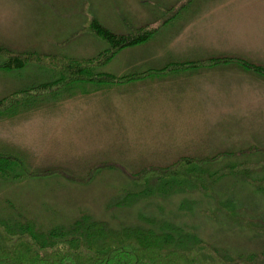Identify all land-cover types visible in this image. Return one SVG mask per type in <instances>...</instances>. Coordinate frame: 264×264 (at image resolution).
Listing matches in <instances>:
<instances>
[{
	"label": "rangeland",
	"instance_id": "1",
	"mask_svg": "<svg viewBox=\"0 0 264 264\" xmlns=\"http://www.w3.org/2000/svg\"><path fill=\"white\" fill-rule=\"evenodd\" d=\"M171 16L96 70L116 79L36 91L0 120V153L25 171L0 182V219L49 230L84 216L149 228L146 218L234 256L264 251V236L225 210L264 223V0H0V48L91 60L109 48L93 19L130 35ZM59 76L0 67V100Z\"/></svg>",
	"mask_w": 264,
	"mask_h": 264
},
{
	"label": "trees",
	"instance_id": "2",
	"mask_svg": "<svg viewBox=\"0 0 264 264\" xmlns=\"http://www.w3.org/2000/svg\"><path fill=\"white\" fill-rule=\"evenodd\" d=\"M172 19L171 16L161 21L157 27H150V30L147 27L140 28L130 35L114 34L93 19L89 31L105 41L109 48L91 60L36 53L19 54L0 48V55L6 60L0 66L3 70L15 71L32 64L44 66L60 75L52 83L18 91L1 99L0 120L14 118L22 110H26L36 91L39 96L56 95L61 90H72L80 84L116 79L108 74H97L96 70L108 65L122 50L148 41ZM256 69L264 74L261 68ZM22 168L23 163L19 159L0 153L1 183L22 179L25 172H20ZM196 176L197 181L204 180ZM175 182L181 183L179 187L183 186L182 182ZM167 185L171 183L163 185L160 189L164 192L161 193L172 188L167 189ZM225 210L229 221L240 222V226L264 236L263 222L248 220L235 215L234 211L229 212L227 208ZM144 221L150 225L149 228L140 226L111 229L101 221H93L84 216L70 228L41 230L32 222L0 219V264H264V251L234 256L203 240L194 231L164 221L157 224L158 227H155V221L146 218Z\"/></svg>",
	"mask_w": 264,
	"mask_h": 264
}]
</instances>
